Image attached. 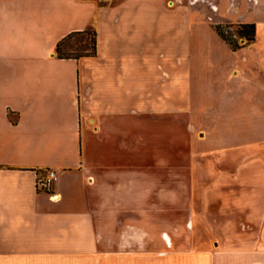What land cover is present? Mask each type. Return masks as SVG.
Instances as JSON below:
<instances>
[{
  "label": "crops",
  "instance_id": "0c3cea01",
  "mask_svg": "<svg viewBox=\"0 0 264 264\" xmlns=\"http://www.w3.org/2000/svg\"><path fill=\"white\" fill-rule=\"evenodd\" d=\"M73 5L0 0V264H264V210L261 238L250 247L170 242L168 235H184L185 228H162L152 245V213L136 211L133 190L152 180L131 158L152 155L148 125L178 122L185 111L177 116L153 98L151 54L143 49L127 67L105 70L121 85L132 74L141 78L116 97L102 95L103 71L79 68L85 58H58L57 43L88 27L77 17L73 23ZM225 9L240 15L237 24L255 25L254 41L236 51L258 44L260 33L264 44V0H226ZM98 48L97 37L92 58L100 57ZM258 53L262 65L264 48ZM48 169L58 179L40 191L37 176Z\"/></svg>",
  "mask_w": 264,
  "mask_h": 264
},
{
  "label": "rangeland",
  "instance_id": "374dc122",
  "mask_svg": "<svg viewBox=\"0 0 264 264\" xmlns=\"http://www.w3.org/2000/svg\"><path fill=\"white\" fill-rule=\"evenodd\" d=\"M225 6L226 0H74L73 23L76 17L88 23L84 31H95L100 53L86 57L79 68L105 74L128 65L136 48L143 49L151 54L147 85L153 98L180 112L177 116L185 111L178 122L148 125L144 131L152 136V155L131 158L144 163L152 180L146 188L133 189L136 211L152 213L157 232L152 245L165 228H185L184 235L168 238L186 249L250 247L261 238L264 64L258 63V52L264 48L263 34L258 44L229 51L213 32L219 26L234 33L238 25L240 15ZM78 41L73 38L65 50ZM136 74L123 85L120 77L103 75L102 95L116 97L139 84Z\"/></svg>",
  "mask_w": 264,
  "mask_h": 264
},
{
  "label": "trees",
  "instance_id": "16d2710c",
  "mask_svg": "<svg viewBox=\"0 0 264 264\" xmlns=\"http://www.w3.org/2000/svg\"><path fill=\"white\" fill-rule=\"evenodd\" d=\"M229 27L233 26L229 25ZM214 29L218 37L232 51H236L242 46L236 40V36L238 39H243L245 44L252 43L255 38V25L253 23L236 25L234 33L224 32L219 26L214 27ZM75 37L80 41L79 45H70V51L65 50L66 44H69ZM82 38L84 41L81 40ZM55 52L60 59L79 60L80 58L94 57L96 55V33L93 30L72 32L57 43Z\"/></svg>",
  "mask_w": 264,
  "mask_h": 264
},
{
  "label": "built area",
  "instance_id": "2783aa9c",
  "mask_svg": "<svg viewBox=\"0 0 264 264\" xmlns=\"http://www.w3.org/2000/svg\"><path fill=\"white\" fill-rule=\"evenodd\" d=\"M57 172L52 169H48L43 173L38 174L36 179V188L40 191H50L51 187L57 181Z\"/></svg>",
  "mask_w": 264,
  "mask_h": 264
}]
</instances>
